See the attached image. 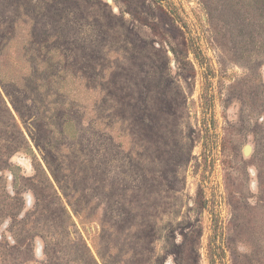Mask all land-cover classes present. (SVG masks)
Segmentation results:
<instances>
[{
	"label": "rangeland",
	"instance_id": "374dc122",
	"mask_svg": "<svg viewBox=\"0 0 264 264\" xmlns=\"http://www.w3.org/2000/svg\"><path fill=\"white\" fill-rule=\"evenodd\" d=\"M0 264H264V0H0Z\"/></svg>",
	"mask_w": 264,
	"mask_h": 264
},
{
	"label": "bare ground",
	"instance_id": "6f19581e",
	"mask_svg": "<svg viewBox=\"0 0 264 264\" xmlns=\"http://www.w3.org/2000/svg\"><path fill=\"white\" fill-rule=\"evenodd\" d=\"M247 152H248V150H247Z\"/></svg>",
	"mask_w": 264,
	"mask_h": 264
},
{
	"label": "water",
	"instance_id": "95a60500",
	"mask_svg": "<svg viewBox=\"0 0 264 264\" xmlns=\"http://www.w3.org/2000/svg\"><path fill=\"white\" fill-rule=\"evenodd\" d=\"M247 150H248V148H247Z\"/></svg>",
	"mask_w": 264,
	"mask_h": 264
}]
</instances>
